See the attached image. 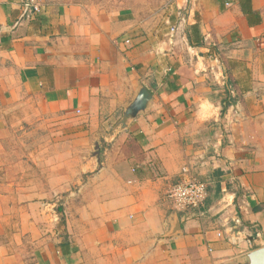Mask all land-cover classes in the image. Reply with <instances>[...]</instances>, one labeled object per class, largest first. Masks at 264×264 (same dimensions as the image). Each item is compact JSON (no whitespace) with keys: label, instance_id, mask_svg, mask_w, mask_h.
Listing matches in <instances>:
<instances>
[{"label":"crops","instance_id":"obj_1","mask_svg":"<svg viewBox=\"0 0 264 264\" xmlns=\"http://www.w3.org/2000/svg\"><path fill=\"white\" fill-rule=\"evenodd\" d=\"M161 13L0 0V264H249L264 248V0ZM185 180L208 186L200 213L169 198Z\"/></svg>","mask_w":264,"mask_h":264},{"label":"built area","instance_id":"obj_2","mask_svg":"<svg viewBox=\"0 0 264 264\" xmlns=\"http://www.w3.org/2000/svg\"><path fill=\"white\" fill-rule=\"evenodd\" d=\"M27 8H31L33 11H38V7L32 3L26 4ZM172 32H175L176 29L173 27ZM208 195V186L206 183L185 180L180 183L175 184L169 193V198L178 211L184 210H195L199 213L204 206L205 200ZM238 224L239 220L236 221Z\"/></svg>","mask_w":264,"mask_h":264},{"label":"water","instance_id":"obj_3","mask_svg":"<svg viewBox=\"0 0 264 264\" xmlns=\"http://www.w3.org/2000/svg\"><path fill=\"white\" fill-rule=\"evenodd\" d=\"M150 99H151V94L149 93V91L146 89H142L136 100L125 112L124 119L133 118L138 113L144 111ZM249 260H250L249 264H264V248L252 252L249 255Z\"/></svg>","mask_w":264,"mask_h":264},{"label":"rangeland","instance_id":"obj_4","mask_svg":"<svg viewBox=\"0 0 264 264\" xmlns=\"http://www.w3.org/2000/svg\"><path fill=\"white\" fill-rule=\"evenodd\" d=\"M123 3L124 7H136L142 16L148 14L159 15L161 13V7L167 3L168 0H119ZM151 9L152 11H148Z\"/></svg>","mask_w":264,"mask_h":264}]
</instances>
